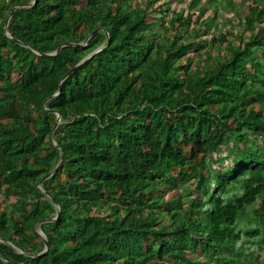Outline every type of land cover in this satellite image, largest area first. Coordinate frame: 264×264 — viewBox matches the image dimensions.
I'll return each mask as SVG.
<instances>
[{
	"label": "trees",
	"instance_id": "1",
	"mask_svg": "<svg viewBox=\"0 0 264 264\" xmlns=\"http://www.w3.org/2000/svg\"><path fill=\"white\" fill-rule=\"evenodd\" d=\"M172 1L0 0V264H264V0Z\"/></svg>",
	"mask_w": 264,
	"mask_h": 264
},
{
	"label": "water",
	"instance_id": "2",
	"mask_svg": "<svg viewBox=\"0 0 264 264\" xmlns=\"http://www.w3.org/2000/svg\"><path fill=\"white\" fill-rule=\"evenodd\" d=\"M32 4V3H31ZM28 5H30V4H28ZM18 8V6H15V7H13V9L8 13V15H7V17H6V19H5V23H4V33L6 34V35H8V36H10V34L7 32V25H8V22H9V20H10V18H11V16H12V14H13V12L16 10ZM96 32V30H94L92 33H90L88 36H87V38H86V40H85V42L83 43V44H86V42H87V40L94 34ZM65 43H62L54 52H52V53H49V55L50 54H55V53H57L58 51H59V49H60V47L62 46V45H64ZM91 55V54H90ZM90 55H87L86 57H84L78 64H80L82 61H84V60H86ZM68 74V73H67ZM66 74V75H67ZM66 75H64L63 76V78L62 79H64L65 78V76ZM57 93H55V94H53L52 96H55ZM59 122V114H57V118H56V123L54 124V126H53V129H54V127L57 125V123ZM62 159V158H61ZM61 161V160H60ZM60 164V162L54 167V169L53 170H51L49 173H47V175L44 177V178H46V177H48L49 175H51V174H53L54 172H55V170H56V168H57V166ZM38 233L42 236V238H43V240L45 241V249L47 248V243H46V239H45V237H44V235H43V233H42V231L41 230H38ZM44 249V250H45Z\"/></svg>",
	"mask_w": 264,
	"mask_h": 264
},
{
	"label": "rangeland",
	"instance_id": "3",
	"mask_svg": "<svg viewBox=\"0 0 264 264\" xmlns=\"http://www.w3.org/2000/svg\"><path fill=\"white\" fill-rule=\"evenodd\" d=\"M185 2H180V0H173L171 3H170V9L171 10H177V11H180L182 8H184L185 7V4H184ZM234 5H235V7L237 6L236 5V0L234 1ZM221 4L222 5H224L225 4V1H221ZM183 13H185V11L183 12ZM233 13V11L232 12H229V13H227V14H224L223 15V17H221V16H218L217 17V31L219 32V31H221V32H223L224 30H225V26L227 27V26H229V24H227L226 22H225V20L223 19V18H227V19H230V18H232L231 17V15H233L232 14ZM222 21V22H221ZM235 21V20H234ZM226 23V24H225ZM235 28H237V27H235ZM38 229V228H37Z\"/></svg>",
	"mask_w": 264,
	"mask_h": 264
}]
</instances>
